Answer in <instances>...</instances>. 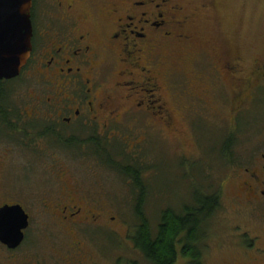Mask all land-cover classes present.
I'll use <instances>...</instances> for the list:
<instances>
[{"label": "flooded vegetation", "instance_id": "af4514ba", "mask_svg": "<svg viewBox=\"0 0 264 264\" xmlns=\"http://www.w3.org/2000/svg\"><path fill=\"white\" fill-rule=\"evenodd\" d=\"M215 7V0H31L29 57L17 76L0 79V155L34 154L43 159V168L56 171L61 189L68 192L43 204L70 233L79 218L94 220L97 214L77 204L78 191L62 179L65 160H73L81 144L94 156L100 145L94 138L110 140L108 125L121 123L128 108L170 128L186 148V140L176 137L183 133L175 124L181 114H188V98L204 110L212 102L221 108L228 102V132L226 139L219 134L220 153L228 156L229 168H243L231 201L240 202L248 215L264 207V125L251 134L243 117L264 84V57L250 59L246 70L239 49L223 51L227 48L215 38ZM180 45L198 52L211 49L214 73L209 79L180 73V59L174 60ZM32 77L49 93L43 101H32L29 91L23 98L13 95L16 88L31 87ZM185 80L186 88L177 85ZM259 104L258 116L264 114V100ZM240 137L242 143L236 147ZM238 150L241 157L235 161L231 157ZM216 194L221 200V193ZM80 199L89 202L88 197ZM6 204L21 205L7 200L0 207ZM23 210L27 230L31 215ZM231 228L239 225L232 223ZM261 241L260 234L246 229L232 234L227 247L236 264H264Z\"/></svg>", "mask_w": 264, "mask_h": 264}, {"label": "rangeland", "instance_id": "374dc122", "mask_svg": "<svg viewBox=\"0 0 264 264\" xmlns=\"http://www.w3.org/2000/svg\"><path fill=\"white\" fill-rule=\"evenodd\" d=\"M215 1V38L227 48L223 51L227 52L229 47L239 49L246 60L247 70L252 58L264 57V0ZM182 47L188 46H178L174 55V60L180 59V73L209 79L214 73L210 60L213 56L211 49L208 47L198 52ZM228 52H232V49ZM199 61L203 65H197ZM29 84L31 87L27 90L25 87L16 88L13 95L23 98L29 91L32 101L38 98L43 101L49 95L36 78L32 77ZM177 85L186 88V80ZM165 93L169 96L167 86ZM187 100L189 109L186 113L189 115L181 114L177 119L179 124H175L183 133L176 137L186 140V148L181 146L182 142L177 143L170 128L152 122V117L145 112L128 108L122 114L121 123L110 122L108 125L107 132L113 134L110 140L105 136L101 137L102 140L94 138L100 143L94 149V161V156L82 142L79 154L73 160H65L68 167L62 169L66 174L62 179L70 180L78 191L79 197L74 195L79 198L77 204L97 214L94 220L79 218L72 233L58 220H54L43 204V201H56L62 192H68L61 189L56 171L43 168L41 164L46 165L43 159L34 154L12 152L6 156L0 155V203L18 201L31 215V225L17 250L4 249L0 244V264L143 262L132 243L134 229L142 217L154 231L161 212L167 207L180 211L184 205L193 203L195 195H215L216 192L221 193V200L215 215L207 219L203 226V235L198 240V244L203 245V251L201 261L197 264H236L227 242L232 234L237 235L246 229L260 234V246L264 247V207L248 215L246 210L240 209V202L231 201L243 168H229L228 156L221 157L220 153L219 134L223 133L226 139L228 132V102L225 100L222 108L218 102H212L204 110V107L196 105L189 98ZM254 100L243 116L248 119L244 128L249 129L251 134L258 132L256 129L264 125V114L258 116L260 112L257 108L264 100L263 83L257 89ZM260 110L264 111V107ZM94 134L97 135V130ZM241 143L240 137L236 147ZM240 153V150L235 151L231 158L238 161ZM137 163L143 170L141 190L134 189L127 175L117 170L131 168ZM76 182L77 185H73ZM140 193L146 197L139 210L142 217L135 215V200ZM83 197H88L90 203L80 201ZM232 223L239 225V228L232 230ZM177 246L180 247V244ZM178 247L175 264H191L179 254Z\"/></svg>", "mask_w": 264, "mask_h": 264}, {"label": "trees", "instance_id": "16d2710c", "mask_svg": "<svg viewBox=\"0 0 264 264\" xmlns=\"http://www.w3.org/2000/svg\"><path fill=\"white\" fill-rule=\"evenodd\" d=\"M141 166V165H140ZM139 164L131 168H117L126 174L134 189H142L141 177L143 170ZM145 196H136L135 215L140 213L141 203ZM219 195L197 194L191 205H184L180 211L167 207L161 212L156 230H152L145 218H141L134 229L132 243L143 262L128 260L126 264H175L178 257L177 245L180 244L179 254L191 259V264L201 261L202 243L198 244L205 222L215 215L219 205Z\"/></svg>", "mask_w": 264, "mask_h": 264}, {"label": "water", "instance_id": "95a60500", "mask_svg": "<svg viewBox=\"0 0 264 264\" xmlns=\"http://www.w3.org/2000/svg\"><path fill=\"white\" fill-rule=\"evenodd\" d=\"M31 0H0V79L19 74L31 50ZM28 215L19 204L0 207V243L9 249L20 245Z\"/></svg>", "mask_w": 264, "mask_h": 264}, {"label": "bare ground", "instance_id": "6f19581e", "mask_svg": "<svg viewBox=\"0 0 264 264\" xmlns=\"http://www.w3.org/2000/svg\"><path fill=\"white\" fill-rule=\"evenodd\" d=\"M126 79V78H125ZM123 82V81H122ZM128 85V84H127ZM127 87V86H126ZM158 87V86H157Z\"/></svg>", "mask_w": 264, "mask_h": 264}]
</instances>
